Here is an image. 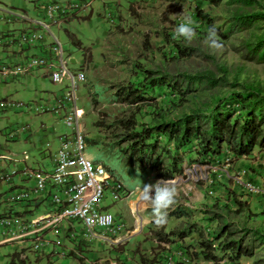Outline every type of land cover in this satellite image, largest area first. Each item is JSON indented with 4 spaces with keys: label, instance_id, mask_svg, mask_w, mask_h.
Wrapping results in <instances>:
<instances>
[{
    "label": "rangeland",
    "instance_id": "1",
    "mask_svg": "<svg viewBox=\"0 0 264 264\" xmlns=\"http://www.w3.org/2000/svg\"><path fill=\"white\" fill-rule=\"evenodd\" d=\"M37 1L0 0V9L1 12L7 9L25 11L35 17ZM86 1L92 2V7L88 11L93 9V14L88 15L86 20H81L73 28H70L75 39L81 43V47L74 44L71 36L65 32L60 33L54 29V33L64 44L66 53L78 60L75 64L70 65L71 70L74 72L82 70L86 74V81L79 82L77 95L79 121L86 137L88 155L100 160L120 179L128 181L132 186L141 187L142 182L154 184L158 179L154 178L156 172L152 171L149 162L145 164L147 174L145 175L144 172L138 170V167L127 165L121 158L119 152L128 147V142L124 141L125 129L120 123L121 121H135L136 129L141 130L143 126L152 124L155 119L170 121L197 110L207 112L208 103H212L216 97L224 98L230 91V86L211 90L205 84H195L196 91L188 95L183 102L180 96L172 95L165 88L158 90L157 98L153 100L134 105L124 102L120 96L122 91L142 79V70H159L175 75L181 73L194 75L205 71H216L218 65H226L244 70L238 76L239 82L259 83L264 88V63L245 61L242 58V52H239L245 41L254 40L256 35L263 32L264 20H257L256 28L239 29L227 40L220 36L221 33L228 31L236 10L242 9L245 12H250L248 7H244L234 0H224L219 5L211 3L210 0L140 2L131 0L130 4L129 0H122L121 8L125 10V14H120L119 11V18L116 13L117 3L110 2V0L107 2H103V0ZM263 6L264 0H258L256 10L264 11ZM183 13L184 16L181 17L180 15ZM189 17L194 22L197 32L195 40L190 45L182 38L175 37V29L180 21ZM3 25L12 29L5 30ZM211 26H215L224 45L221 52L213 51L205 43L208 29ZM24 28V24H8L0 20V37L4 36L6 39L9 35H17ZM177 44L190 48V56H180ZM14 52L16 49H6L0 44V62L16 61L17 57L14 56ZM178 55L179 58H176ZM91 62L94 66L91 65ZM222 76L223 74L219 75V77ZM227 78L233 82L236 79L235 73L231 71ZM2 82L0 78V101L11 100L26 105L51 100L49 98L62 88L59 93L61 94L65 86L54 84L50 78L39 80L37 76L11 80L7 85ZM23 124H29L32 128L37 129H41L45 125L47 141L50 143L52 151L56 148L59 137L70 134L71 128L67 127L62 119L49 113L39 114L28 111L27 108L0 109V149L7 153L4 148L8 144L14 145L13 147L16 149L14 154L19 155L20 158H22L23 152L30 155V165L48 168L51 160L48 156L50 152L47 151L46 143H40L44 140V136L39 140L34 138L35 143L25 147H22L23 142L20 138L9 139L11 132L16 131ZM170 148L174 149V143L170 144ZM44 154L47 156L43 160ZM124 155L129 157L130 153ZM187 157L183 165L184 175H177L171 181L177 189V203L170 211L169 217L173 213H177L179 218L173 220L168 218L170 222H168L167 231L180 232L190 228L192 234L184 240L183 245L190 249L191 253L195 249L199 251L201 232L207 237L209 231L213 233L218 226L217 221L209 220L213 217L209 210H216L218 207L228 205L230 209L229 223H232L235 228L264 232V198L253 197L249 204L247 200H243L247 206L244 210H239L235 200L247 196L238 187L239 185L235 186L234 183H230L224 186L222 183H209L208 180L217 181L220 179L223 173L218 172L220 177L215 178V173L210 171L208 166H197L194 161L195 154ZM38 159L41 161L38 162ZM255 160L261 171H264V153L260 157H255ZM226 164L222 162L221 167L224 168L227 166ZM233 169L235 173L237 168ZM263 184L261 179L259 185ZM211 185H217L219 188L216 189ZM8 186L10 187L9 184ZM220 187H223V190H219ZM197 193L202 195L201 201L195 198ZM139 195L138 191V194L130 198L128 202H117L108 198L105 205L113 214L123 217L127 221V231H134L135 234L143 232V235L154 236L155 232H159V228L153 224L154 221L149 222L146 219L149 214L153 216L152 210L148 209L149 207L139 199ZM216 203L220 205L215 207ZM82 242L81 239L72 241L80 255L86 253V259L82 258L80 262L87 260L89 254L90 260L97 264H119L117 259L129 252L126 245L119 246L116 252H110L108 247L107 250L101 248L100 241H95L90 245H85ZM31 245L32 243L30 247ZM14 251L12 245L0 246V264H5L9 255ZM104 251H109L106 258H110L105 262L101 261L103 256H99V253ZM216 254L222 256L219 252ZM255 254L254 258L242 257L240 261L235 262L230 259L228 252L227 256L218 263L200 257L194 258L193 264H264V245L256 248Z\"/></svg>",
    "mask_w": 264,
    "mask_h": 264
},
{
    "label": "built area",
    "instance_id": "2",
    "mask_svg": "<svg viewBox=\"0 0 264 264\" xmlns=\"http://www.w3.org/2000/svg\"><path fill=\"white\" fill-rule=\"evenodd\" d=\"M140 1L151 0H133ZM91 7L92 2L86 0H38L35 17L25 11L7 9L1 12L0 9V20L25 25L17 35H9L6 39L0 37V44L6 49H16L14 56L17 57L16 61L0 62V76L11 81L41 73L54 84L65 85L61 94L44 103L26 105L11 100L0 101V109L27 108L39 114L49 113L62 119L72 130L59 137L60 147L49 169L30 166L31 157L27 152L22 153L21 160H14L23 163L22 166H15L10 171L2 169V164L12 159L0 149V182L12 185L18 178L24 183L0 196V246L28 236L32 243L30 250L36 254H48L54 264L68 258L67 239H81L82 243L90 245L95 241H109L124 232L125 221L117 218L105 203L108 198L118 202L135 193L129 191L123 180L104 163L88 155L86 137L79 121L77 95L79 82L86 81V74L82 70H71L74 60L54 33V29L61 30L73 16ZM36 49L40 51L30 53ZM232 108L239 110L240 105L234 104ZM23 130L18 128L11 132L9 139L19 138ZM226 157L229 164L233 154L228 152ZM208 168L214 173L222 170L219 166ZM247 173V169L239 170L234 176L236 183L248 193L264 194V185L246 180ZM42 199H48L52 205L51 213L30 223L13 213L16 205ZM178 255L185 264L191 263L182 252Z\"/></svg>",
    "mask_w": 264,
    "mask_h": 264
},
{
    "label": "trees",
    "instance_id": "3",
    "mask_svg": "<svg viewBox=\"0 0 264 264\" xmlns=\"http://www.w3.org/2000/svg\"><path fill=\"white\" fill-rule=\"evenodd\" d=\"M224 0H210L219 5ZM250 12L242 9L236 10L228 31L221 33V38L227 40L239 29L256 28L257 20H264V11H257L258 0H234ZM264 8V6H263ZM254 30V29H253ZM179 54L182 57L190 56V48L179 44ZM245 61L264 63V29L263 32L242 44L239 49ZM179 58V55L178 57ZM237 70V71H236ZM233 71L235 78L230 82L227 75ZM244 70L237 67L218 65L216 71H205L197 74L181 73L173 74L159 70H142L143 77L140 81L132 83L122 91V100L131 105L157 98V91L163 88L169 90L172 95L180 96L182 102L194 93L195 84H205L211 90L217 87L230 86V91L224 98L216 97L212 103H208L207 112L194 111L184 117L163 121L153 120L152 124L143 126L137 130L135 121H121L125 129L124 141L128 147L119 152L127 165L138 167V170L146 174V163L152 166L154 178L172 181L177 175H184L183 165L187 156L195 154L197 166H220L227 153L234 158L252 154L256 147L264 149V88L259 83L239 82L238 76ZM223 74L222 77L219 75ZM239 104L240 109L232 108ZM160 138H163L161 140ZM174 143V149L170 144ZM130 153L129 157L124 154ZM148 155V156H147ZM224 155V157H222ZM192 158V157H191ZM195 158V157H194ZM215 178L218 175L215 174ZM215 181H213L214 184ZM216 189L217 185H212ZM235 204L239 210L246 208V203L236 199ZM220 205L216 203L214 206ZM213 217L209 220L217 221V229L210 238L201 232L199 242L200 252L193 251L183 246L181 251L191 260L203 257L204 260L220 262L230 253V259L238 262L242 257L254 258L255 249L264 245V232L235 228L229 223L230 209L228 205L210 209ZM173 213L171 216H175ZM179 216V214H177ZM155 225V223L153 222ZM167 227H158L155 232L158 237L176 236L184 240L191 236L190 228L176 232L165 233ZM219 252L222 256L217 255ZM175 264H185L176 261Z\"/></svg>",
    "mask_w": 264,
    "mask_h": 264
},
{
    "label": "crops",
    "instance_id": "4",
    "mask_svg": "<svg viewBox=\"0 0 264 264\" xmlns=\"http://www.w3.org/2000/svg\"><path fill=\"white\" fill-rule=\"evenodd\" d=\"M103 2H107V0H103ZM110 2L117 3V7H116L117 18H119L118 17L119 11H120V14H123V13L125 14V10L121 8L122 0H110ZM130 3H132L131 0H129V4ZM92 14H93V9L83 14H76L75 16L72 17L71 20H69L65 25H63L62 29L59 30L58 32L60 33L65 32L66 34L70 35L74 44L81 47V43L75 39L74 33L70 31V28H73L77 22L81 20H86L88 18V15L91 16ZM3 26L5 27V30H8L9 28H11L5 25ZM39 51L40 50H37V49L31 50L30 53L32 52L38 53ZM15 55H18V54H15ZM73 60H74V63L78 62L76 57H73ZM91 65L94 66L93 62H91ZM32 76H37L39 80L49 79L47 76H44L41 73H36ZM0 78L3 81L2 82L3 84L5 83L7 85V83L10 82V80L3 79L1 76ZM61 89L49 99H54L56 96H58L59 93L61 92ZM20 113H17V114H20ZM20 128H24L23 132L19 136V138L23 142L21 144L22 147L29 146L35 143L34 138L39 140L41 137L44 136V140L41 141L40 143L42 144L46 143L47 151L50 152L48 156L50 157L51 160L48 165L49 167L48 166L47 167L51 168L54 164V157L60 147L59 141H58L56 148H54V151H55L54 152L51 150L50 148L51 145L47 141L48 135L46 134V131H45L47 130V127L45 125H43L41 129L39 128L37 129V128H32L31 125L29 124H25V125L23 124L21 127H19V129ZM13 146L14 145L8 144L7 147L4 148L5 151L7 152L6 154H8L9 157L12 159L11 161H8L7 163L2 164L1 166L2 169H6L7 171L14 169L15 166L20 167L23 165V163L21 162L18 163L14 161V160H21V158L19 155L14 154L16 153L15 152L16 149ZM263 153H264V149H262L261 147H256L255 150L252 152V154L248 156L235 158L231 162V164H228L227 166L222 168L221 172L223 173V175L221 177L220 175H218L220 179H218L214 183L216 184L222 183L224 186L226 184L234 183L236 186L237 183L235 179L232 178L234 174V169L232 170V168H237L236 169L237 171H238V168L239 170L243 168L247 169L248 173L245 176L246 180L254 184H260L261 179H262L264 183V171H261V169L258 167L259 166L258 162L255 160V157H260ZM45 154H44L43 160L47 156ZM222 157H224V155ZM91 158H94V157H91ZM94 159L97 162H101L100 160H97L96 158ZM30 161L31 159L28 161V164ZM40 161L41 159H38V162ZM30 166L34 168H38V169H47L44 167H40L38 165L31 164ZM123 182L125 183L129 191H132V190L135 191V193L132 196H130V198L138 194V189L140 188V186H132V184L124 180ZM208 182L211 183L212 180H208ZM23 185H24L23 181L18 178L14 181V184L10 185V187L8 186V184L0 182V196L11 188H19V187H22ZM238 187L242 189L241 191L244 192V195H247V196H244L243 199H240V200L242 201L247 200L248 204L250 203L251 200H253V197L260 198V199L264 198L263 197L264 194H256V195L250 194L247 191H245L241 186H238ZM219 190H223V187H220ZM201 196L202 195L200 193H197L195 195V198L198 201H201ZM226 197L228 198V196ZM130 198L125 199L123 202L125 201L128 202ZM148 209H151V208L149 207ZM52 211H53V207L49 203L48 199H42L37 202L19 204L13 208V213L22 216L28 223H30L31 221L39 217L45 216L48 213H51ZM4 212H6V210H4ZM177 217L178 216L176 214L175 216L169 217V219L173 220ZM146 219L149 222L154 221L153 216L151 214H149V216L146 217ZM168 222L170 221L168 220ZM166 228L164 232L167 234L170 233L171 231H167ZM143 234H144L143 232L142 234L141 233L135 234L134 231H128L127 234L123 233L120 236L111 238L109 241H105V242L101 241L99 244L101 248H103L104 250H107L108 248H110L111 250L110 252H116L119 249V246L126 245V247L129 249V252L124 255H121V257L117 259V262H119V264H170L173 261H179L178 253L181 251L182 247L184 246L183 242L185 239L180 240V238L176 236L158 237L156 235L150 236V235H143ZM50 236L52 235L50 234ZM30 244H31V239L28 236L23 237L21 241H12V242L4 244V245H12V247L15 249V251L9 255V258L8 260H6L5 264H54L48 254L41 255V254L33 253L30 250ZM70 244H72V240H70L69 242V240L67 239L66 246H67L69 258L65 259L63 262L59 264H97L96 262L90 260L89 254H88L87 260L85 261L83 260L82 262H80L82 258L86 259V255H85L86 253L80 255V253L76 251L75 245L72 244L73 245L72 246ZM195 251L200 252V250L198 251V249L197 250L195 249ZM108 252L104 251L103 253H99V256H103L101 257V261L105 262L107 261V259H110V258H106V254L108 255Z\"/></svg>",
    "mask_w": 264,
    "mask_h": 264
},
{
    "label": "clouds",
    "instance_id": "5",
    "mask_svg": "<svg viewBox=\"0 0 264 264\" xmlns=\"http://www.w3.org/2000/svg\"><path fill=\"white\" fill-rule=\"evenodd\" d=\"M180 16L183 17L184 13ZM196 36H197L196 26L194 25V22L192 21V19L190 17L185 18L184 22L180 23L175 29V37L176 38H182L189 45L195 40ZM205 43L207 44V46L210 49H212L215 52L223 51L224 45L220 40V37L218 35V31L215 28V26H211L208 29L207 40L205 41ZM226 158L227 157L224 158L225 160L223 159V162H225V163H226ZM234 159L235 158L233 157L231 162ZM231 162H229V164H231ZM226 165H228V164H226ZM213 167H215V166H213ZM219 167L222 169L221 165ZM219 172L221 173V171H219ZM237 172H235L233 174V177H232L233 179H234V176ZM215 174L219 175L218 172ZM212 183H213V181L211 182V184ZM257 185H259V184H257ZM263 185H260V186H263ZM138 191L140 193L139 199L145 205H147L148 207L151 208L155 225L157 227L166 226L168 224V218H169L170 211L173 210L174 206L177 203V199H176L177 198V189L175 188L173 183L167 179L158 180L154 184H152V183L145 184L142 182V186L138 189ZM115 216L119 219H122L126 223V230L124 232L120 233L118 236H120L123 233H127L128 232L127 231V221L123 217H120L117 215H115ZM207 235H208L207 238H210L212 235V232L209 231V233ZM180 252L183 253V251H180ZM68 257H69V254H68ZM179 261H181L180 258H179ZM193 262L194 261L191 260L190 264H193ZM172 263L175 264L176 261H173L170 264H172Z\"/></svg>",
    "mask_w": 264,
    "mask_h": 264
}]
</instances>
